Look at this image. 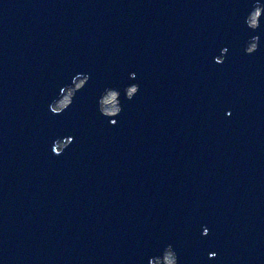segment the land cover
I'll return each mask as SVG.
<instances>
[{
  "label": "water",
  "instance_id": "water-1",
  "mask_svg": "<svg viewBox=\"0 0 264 264\" xmlns=\"http://www.w3.org/2000/svg\"><path fill=\"white\" fill-rule=\"evenodd\" d=\"M257 2L0 0V264H264Z\"/></svg>",
  "mask_w": 264,
  "mask_h": 264
},
{
  "label": "rangeland",
  "instance_id": "rangeland-1",
  "mask_svg": "<svg viewBox=\"0 0 264 264\" xmlns=\"http://www.w3.org/2000/svg\"><path fill=\"white\" fill-rule=\"evenodd\" d=\"M249 47L251 48L252 45L249 46ZM78 81H81V79H78L75 82H78ZM131 89H133V88L131 87ZM114 91L115 90H113V89H109L108 92H106V94L104 95V98H103L104 101H105L104 102L105 106H110V110L111 111L117 109L116 93ZM70 93H71V87L66 88L64 90V92L61 93L60 98H57V100H55L54 103L57 104V103L68 102ZM61 144H62V142L59 141V145H61ZM171 255L172 254L170 253V251L169 252L168 251L163 252V255L161 256V258L159 260H157L155 262V264H160V262L162 264H171L173 262V257Z\"/></svg>",
  "mask_w": 264,
  "mask_h": 264
},
{
  "label": "clouds",
  "instance_id": "clouds-1",
  "mask_svg": "<svg viewBox=\"0 0 264 264\" xmlns=\"http://www.w3.org/2000/svg\"><path fill=\"white\" fill-rule=\"evenodd\" d=\"M262 11H264V5L258 2L252 5L251 10L245 17V24L249 29L254 31L259 27V18Z\"/></svg>",
  "mask_w": 264,
  "mask_h": 264
},
{
  "label": "bare ground",
  "instance_id": "bare-ground-1",
  "mask_svg": "<svg viewBox=\"0 0 264 264\" xmlns=\"http://www.w3.org/2000/svg\"><path fill=\"white\" fill-rule=\"evenodd\" d=\"M78 79H81V80H82V78H77L75 81H77ZM75 81H74V82H75ZM129 88H131V86H130ZM129 88H128V89H129ZM128 89H127V90H128ZM63 92H64V91H63ZM106 92H108V90L102 93V94H103V98H104V95L106 94ZM60 95H61V94H60ZM60 95H59L58 98H60ZM103 101H104V99H103ZM104 102H105V101H104ZM104 102H103V104H104ZM104 106H105V104H104Z\"/></svg>",
  "mask_w": 264,
  "mask_h": 264
}]
</instances>
